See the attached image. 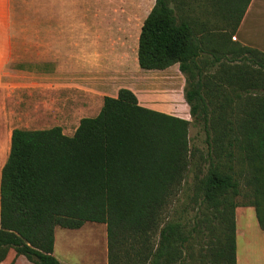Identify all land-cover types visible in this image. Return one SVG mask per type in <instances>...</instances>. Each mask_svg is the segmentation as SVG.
<instances>
[{"label":"trees","instance_id":"16d2710c","mask_svg":"<svg viewBox=\"0 0 264 264\" xmlns=\"http://www.w3.org/2000/svg\"><path fill=\"white\" fill-rule=\"evenodd\" d=\"M251 1L156 0L141 26L139 66L179 64L193 121L146 107L122 87L73 135L61 126L13 129L0 183V264L11 250L64 264L56 228L87 222L106 224L109 264H237L239 197L264 231V92L246 96L236 119L211 109L208 95L219 72L245 93L264 91V52L232 40ZM211 65L214 75L205 72ZM192 122L207 135L205 172L193 160ZM193 165V210L164 221Z\"/></svg>","mask_w":264,"mask_h":264},{"label":"rangeland","instance_id":"374dc122","mask_svg":"<svg viewBox=\"0 0 264 264\" xmlns=\"http://www.w3.org/2000/svg\"><path fill=\"white\" fill-rule=\"evenodd\" d=\"M48 1L46 4L44 0H0V42L4 43L6 40L7 43L5 50L0 51V183L2 169L11 150L12 130L45 129L55 123L54 117L57 115L50 110L55 103V95L42 92L31 96L23 90L14 89L12 83L19 78L13 76L17 72V56L12 54L13 46L10 42L13 38H35L38 52L40 48L47 50L43 58L48 61L50 73L55 72L53 65L60 62L59 52L67 51L70 84L76 83L84 71L88 76L92 69H99L102 88L128 87L137 94L141 104L193 121L190 108L184 100L186 78L178 64L166 70L142 69L138 64L139 30L156 0ZM192 14L195 17L201 16L199 9H195ZM48 22L53 25L68 24V28L48 29ZM237 35L232 40L246 45L241 35ZM27 55L26 52L25 56ZM77 65L84 71L74 72ZM205 72L214 75L217 73V66L211 65ZM219 75L223 73L219 72L211 80L209 86L220 85L208 95V99L211 109L223 113L226 119H236L240 114L242 116L241 109L245 107L246 96L264 92L259 89L245 93ZM111 91L102 90L98 99L95 97L93 102H103L104 96L111 94ZM68 96L71 109L77 103L78 95L73 91ZM69 116V123L72 124L68 128L73 130L77 125L78 115ZM189 135L194 163L205 172L209 148L206 132L201 124L192 122ZM196 173H199L198 169L193 165L182 191L165 208L164 221L182 217L193 210V203L190 201ZM238 201L240 206L236 209V215L240 208H246L249 213L246 218L240 219L237 230L238 254L243 262L248 249H264V231L258 225L255 208L252 206L251 210V206L243 205V197H239ZM56 231L57 255L68 264H109L106 224L87 222L80 229L56 228Z\"/></svg>","mask_w":264,"mask_h":264},{"label":"crops","instance_id":"0c3cea01","mask_svg":"<svg viewBox=\"0 0 264 264\" xmlns=\"http://www.w3.org/2000/svg\"><path fill=\"white\" fill-rule=\"evenodd\" d=\"M44 2L47 4L49 1L44 0ZM47 24H48V29L63 30L68 28V24L53 25L50 22H48ZM140 32H141V27L139 30V35ZM237 34L241 35V37L246 41L245 42L247 43L246 45L256 47L264 52V0L251 1L242 19V22L236 32V35ZM10 42L11 45L13 46L12 54H14V56H17V63H16L17 72H15L13 76L15 77L17 76V78H19L18 81L12 83L14 89L23 90L24 92H27L28 95L31 96H33L36 93L40 94L42 92H45V93L53 94L56 97L55 103L50 107V110L53 113L54 112L57 113L58 117L57 115L54 117L55 123L48 128H51L53 126H61L63 128L64 133L68 135H73L80 123V120L83 117H93L98 115V113L100 112L103 102L98 100V102L95 104L93 101L95 97L97 98L99 94H101L102 90L104 92H108L109 90H112L111 91L112 93L109 94V96H117L119 89L122 88V87H118L117 89H110L109 87L102 88L101 85L102 80L99 69L96 70L92 69L91 74L89 75L87 74L88 76H86L84 69L80 68L81 66L78 65L77 67H74L73 71L74 72L84 71V73L81 76V78L78 77L76 83L70 84L69 82L70 71L68 67L69 64L68 61L66 60L68 57L67 51H65V53L63 51L59 52L60 62H57L55 65H53L54 66L53 69L55 70V72L50 73V71H48L49 70L48 67L49 65L47 63L48 61L47 59L43 58L46 55L47 50L46 49L42 50V48H40L41 50H39L38 52V45L36 44L35 38H13L10 40ZM138 42H139V36H138ZM62 45H63V41H62ZM5 47H7L6 40H4V43L0 42V51L5 50ZM43 48H45V46ZM26 52L28 54L27 57L25 56ZM137 56H138V49H137ZM22 77L23 78L26 77V78L20 79ZM85 78H87V80ZM73 91L78 95V99H77V103L72 105V108L70 109L68 94L69 92L72 93ZM34 100H36V96L34 97ZM184 100L186 102V105H188L186 99ZM144 106L149 107L147 105ZM187 107H189V105ZM149 108L156 109L153 107H149ZM71 115H74V117L78 115L77 125L73 130L71 129L72 132L68 128L71 127L70 124H72L69 123V119H68V116L71 117ZM179 116L183 117L181 115ZM249 208L253 210L252 206ZM248 214L249 213H247L246 208H240L237 210V215H236L237 230L240 219L246 218ZM57 228H61V227H57ZM56 249H57V231L55 230L54 254L62 263L68 264L65 260L59 258ZM244 259L245 261L243 262L240 261V257L238 254V245H237V264H264V249L250 248L248 249V254ZM12 262L13 264H34L25 255H16L15 251L13 250L9 252L6 260L1 264H10Z\"/></svg>","mask_w":264,"mask_h":264}]
</instances>
